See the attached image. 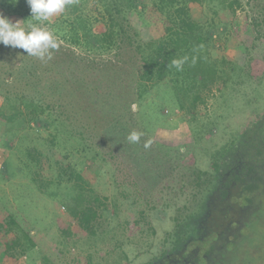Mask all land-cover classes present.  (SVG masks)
<instances>
[{
  "label": "trees",
  "instance_id": "trees-1",
  "mask_svg": "<svg viewBox=\"0 0 264 264\" xmlns=\"http://www.w3.org/2000/svg\"><path fill=\"white\" fill-rule=\"evenodd\" d=\"M243 5L256 12L253 23L264 30V0H73L63 13L44 22L32 20L26 0L4 1L0 10L18 19L13 22L24 28L42 23L59 41V48L50 50L51 59L23 53L18 66L0 67V120L23 130L31 124L51 130L47 153L27 149L24 164L30 188L62 200L59 205L67 219H56L54 246L74 250L91 242L93 254L89 250L85 264H111L109 250L102 253L99 245L109 236L131 239L140 231V222L128 223V236L110 225L103 227L105 216L115 219L116 207L110 209L96 194L72 159L49 156L63 135L93 162L105 143L117 146H111L112 151L129 156L134 175L129 185L141 184L144 200L162 182L165 190H176L185 198V206L172 218L174 230L145 264H264V111L248 122L235 142L210 152L206 170L178 167L181 157L170 155L160 141L150 138L140 115L146 96L157 87L171 89L181 111L187 103L194 111L202 93H211L220 70L209 51L211 32L217 26H234L236 11ZM195 6L211 14H203L202 22L193 15ZM224 13L230 15L229 22L221 20ZM75 51L90 59H79ZM184 56L188 62L182 71L169 67L172 59ZM133 131L143 133L139 143L128 141ZM147 141L151 146L145 148ZM173 204L166 202L160 211ZM154 212L155 205L138 215L151 234L145 218ZM10 213L0 212V264H22L37 241L22 216ZM123 259L114 258L112 264Z\"/></svg>",
  "mask_w": 264,
  "mask_h": 264
},
{
  "label": "rangeland",
  "instance_id": "rangeland-1",
  "mask_svg": "<svg viewBox=\"0 0 264 264\" xmlns=\"http://www.w3.org/2000/svg\"><path fill=\"white\" fill-rule=\"evenodd\" d=\"M4 1L0 0V9ZM203 14L210 15L211 11L205 7H194L193 15L202 22L206 19ZM0 15L7 17L12 23H16L13 22L14 19L18 21L16 17L5 15L2 10ZM255 15L256 12L249 5H243L236 11L234 26H217L211 32L213 43L209 51L220 69L219 78L210 87L211 93H202L194 111L189 108V103L185 104L186 110H178L170 94L171 89L167 87H157L146 96L140 113L145 118L141 119V123L150 138L160 141L158 143L170 155L182 158V165L178 166L181 169L192 165L189 168L206 170L210 163V152L224 144L235 142L248 122L264 111V30L262 26L254 25ZM220 18L226 22L230 20V15L220 14ZM39 26L45 25L41 23ZM23 53L27 54L23 49L1 46L0 67H8L7 64L10 67L18 66ZM75 54L81 60L90 59L81 51H75ZM10 129L12 130L8 133ZM50 132L51 130L39 128L35 124L23 130L21 126L18 128L17 125H6L0 120V212L8 211L12 215L19 213L24 226L32 230L31 235L36 238L37 248L31 251L30 256L22 258V264H85L88 262L86 257L89 256V250L93 254L91 242L85 246H77L74 250L53 245L59 226L56 219H67L65 209L59 205L62 200L51 199L48 195L39 194L34 187L30 188V173L26 171L24 164L25 151L28 149L33 152L37 149L47 153L48 147L45 146L48 145L47 138H51ZM65 137H57L58 142L50 148L49 156L61 155L65 161L72 159L84 178L93 185L96 194L102 200L105 199L110 209L112 206L116 207L115 219L106 220L105 216L103 227L110 229L111 226L128 236V223L140 222V226L136 225L140 231H136L131 239L118 237L119 239L114 240L109 236V239L99 245L98 251L103 253L108 249L111 255L107 260L111 264L114 258H124L121 253L123 251L126 257L121 264L147 263L159 253V245L163 243L167 233L174 230L172 218L178 208L185 206V198L180 197L176 190H165L166 183L162 182L155 184L144 200L139 191L141 184L133 187L129 185L134 175L129 167L128 155L112 151L113 144L107 142L103 145L99 158L93 162L85 158L79 148H73L75 144L66 141ZM71 148L74 150L72 153ZM4 161L7 167L3 169ZM172 181H169L170 185L174 184ZM166 202L176 204L168 211H160ZM153 205L157 207V212L148 213L145 218L149 220L154 232L151 234L145 231L144 222L138 215L140 210L147 211ZM141 231L145 232L142 234ZM139 236L142 237L138 238ZM118 246H121V250ZM115 247L117 248L113 249ZM119 250L121 252L117 256ZM102 253L98 256L101 257Z\"/></svg>",
  "mask_w": 264,
  "mask_h": 264
},
{
  "label": "clouds",
  "instance_id": "clouds-1",
  "mask_svg": "<svg viewBox=\"0 0 264 264\" xmlns=\"http://www.w3.org/2000/svg\"><path fill=\"white\" fill-rule=\"evenodd\" d=\"M13 4L18 0H11ZM30 8L31 18L37 22L50 20L54 15L63 13L66 6L71 5L73 0H26ZM0 44L11 46L12 48L23 49L28 56L36 57L40 60L51 59L52 52L59 48V41L52 31L39 26L37 23H30L27 28L21 27L20 22L12 23L7 17L0 15ZM188 57L172 59L169 67H174L177 71H182ZM195 63V59H193ZM137 106L132 105L135 111ZM143 133L133 131L127 139L130 143H139ZM151 146V141L144 144L145 148Z\"/></svg>",
  "mask_w": 264,
  "mask_h": 264
}]
</instances>
